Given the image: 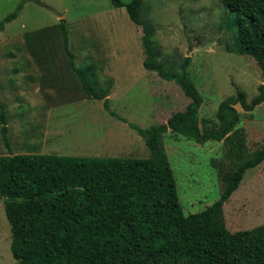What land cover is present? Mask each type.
Here are the masks:
<instances>
[{
  "label": "rangeland",
  "instance_id": "rangeland-1",
  "mask_svg": "<svg viewBox=\"0 0 264 264\" xmlns=\"http://www.w3.org/2000/svg\"><path fill=\"white\" fill-rule=\"evenodd\" d=\"M20 1L0 0V20ZM225 13L221 0H143L140 14L153 26L163 61L179 68L188 57L190 77L202 96L200 125L210 127L218 125L215 111L223 98L240 89L249 100L264 82L251 56L225 51L224 42L233 40L220 26ZM61 18L74 63L91 68L98 87L110 86L109 107L116 115L83 91L67 65L58 33ZM141 36V26L110 0L26 1L0 29V101L6 106L9 142L7 147L0 132V155L148 157L144 138L129 124L144 129L164 123L189 98L176 82L143 67ZM236 108V127L252 152L264 142V102L251 111ZM162 140L183 212L204 210L220 197L221 175L233 166L226 143H196L169 129ZM222 211L232 232L264 222V160L245 172ZM10 239L0 198V264H15Z\"/></svg>",
  "mask_w": 264,
  "mask_h": 264
},
{
  "label": "trees",
  "instance_id": "trees-1",
  "mask_svg": "<svg viewBox=\"0 0 264 264\" xmlns=\"http://www.w3.org/2000/svg\"><path fill=\"white\" fill-rule=\"evenodd\" d=\"M26 1L0 20V29L15 19ZM124 7L141 26L142 65L174 81L189 98L183 110L164 123L140 128L146 158L85 157L57 154L0 155V198L10 226V251L15 264H264V222L229 231L223 205L238 188L245 172L264 160V142L248 152L237 128L238 104L251 111L264 102V82L249 100L244 91L223 98L215 111L218 125H200L202 96L188 71V57L179 68L160 57L152 24L143 19V0H110ZM226 13L220 26L233 36L227 52L251 56L264 77V0H221ZM58 33L68 55L67 65L83 91L109 107V85L98 87L88 67L74 63L64 18ZM28 38V37H26ZM168 129L196 143L221 141L233 163L221 175L220 197L204 210L185 214L175 177L163 145ZM0 132L9 147L5 103L0 101Z\"/></svg>",
  "mask_w": 264,
  "mask_h": 264
}]
</instances>
